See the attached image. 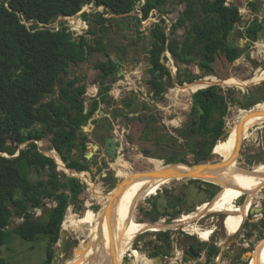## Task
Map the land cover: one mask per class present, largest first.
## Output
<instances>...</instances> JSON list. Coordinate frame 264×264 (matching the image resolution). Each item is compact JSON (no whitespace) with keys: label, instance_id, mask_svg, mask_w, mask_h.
<instances>
[{"label":"trees","instance_id":"obj_1","mask_svg":"<svg viewBox=\"0 0 264 264\" xmlns=\"http://www.w3.org/2000/svg\"><path fill=\"white\" fill-rule=\"evenodd\" d=\"M138 0H0V247L12 240V234L26 241L48 239L50 244L58 241L62 223L68 207L78 200L84 190V184L76 176L61 174L58 161L44 154L37 141L50 134L54 149L60 154L67 168L75 171L89 170V164L72 156L76 150L84 151L88 136L84 127L90 120L97 124L95 113L101 104L108 103L110 81L120 71V64L110 56L108 44L98 34L105 33V27L113 28L116 18H107L98 13L95 23L88 34L73 39L65 27L53 30L40 27L39 23H52L59 16L78 13L82 7L93 2L104 6L106 10L130 14ZM175 0H145L141 7L144 16L152 11H166L167 5ZM187 9L182 12L171 29L166 32L165 20L155 24L151 30V48L149 49L148 85L155 97H161L167 87V77L171 75L164 64L169 51L176 62H196L203 74H212L219 55L228 62H234L242 53L239 46H229L228 34L236 23L242 20L240 9L227 4V0H187ZM256 7V4H253ZM137 21L140 18L136 17ZM147 19V18H144ZM27 23H30L28 25ZM108 24V25H107ZM185 28L183 40L174 37L176 30ZM262 23L255 18L246 27L247 37L256 40ZM104 52L106 60L94 63L100 79L97 97L92 99L90 108L86 104V83L78 75L69 77L72 64L82 63L94 53ZM66 74L62 84V76ZM185 81L190 82L188 78ZM112 82V81H111ZM59 84L58 91L55 84ZM182 85L183 81H179ZM215 93V87H210ZM202 90L194 96L200 99L205 113L197 128L207 133L213 127L208 123L213 106H207ZM215 99V97L213 98ZM211 100V99H210ZM131 110L132 104L124 101ZM211 109V110H210ZM130 110V111H131ZM198 114L199 110L196 109ZM222 116L225 114L223 110ZM264 127V124H262ZM224 132V122L220 119L213 129V143ZM27 145L19 150L9 140ZM214 144H208L205 154L196 159H207ZM7 155H4V154ZM16 155V156H14ZM166 163H186L185 157L166 155ZM58 160V159H57ZM44 173L46 178L33 181L30 170ZM47 200L54 205L47 209L45 220L34 217L33 210L44 208ZM154 211H157L155 203ZM145 214H150L146 212ZM22 219L10 229L13 218ZM157 218L152 219L156 221ZM162 244H155L151 255H165L171 247V237L166 231L158 232ZM205 264H211L219 252L215 244L207 248ZM54 257L53 250H47L49 263ZM0 264H15L0 258Z\"/></svg>","mask_w":264,"mask_h":264},{"label":"rangeland","instance_id":"obj_2","mask_svg":"<svg viewBox=\"0 0 264 264\" xmlns=\"http://www.w3.org/2000/svg\"><path fill=\"white\" fill-rule=\"evenodd\" d=\"M195 1L196 0H194V2ZM196 3L197 8L201 7L200 3L197 1ZM227 4L238 6L242 15V20L247 21L248 25L251 24L255 18L261 20L264 17V0H227ZM253 4H256V7H254ZM187 5V0L171 1L167 5L166 11L164 13L154 10L148 17L143 15L141 8L137 5L130 13L132 17L128 19H123V14L115 13L112 10H106L103 7H99V10L97 9L96 11L92 10L87 14V19L89 20L90 25L95 23L97 14L101 12L105 15L104 17L117 19V22L114 23L113 28L107 26V28L105 27V33L99 32L98 34H100V36L105 39L107 44H109V41L119 40L121 46L124 47L123 54L128 57V61L120 66V74L115 75L114 80H109L111 87L109 90L108 106L106 107L103 105L104 114H100L98 110L93 116L94 118L102 120L103 118L110 119L113 110L117 113L118 116L114 121H112V127L114 131L110 132L109 134V136L115 137L119 144L117 158L115 160L107 158L104 156L105 152L103 150H98L95 152L91 159L90 157L86 156L89 151L93 150L92 146L89 145V142L100 143L97 130H100L101 132L103 130V124L98 125L93 123L91 120L87 125V130L84 129V133L88 136L86 149L84 151L76 150L72 153L73 157L88 163L89 170L75 171L67 168L66 163L62 160L60 154L56 149H54L51 142L52 136L50 134L46 135L41 140H38L37 144L44 154L50 157H59V160H56L58 161V170L61 174H66L68 176H72V174H74L80 180V182L84 184L83 192L80 194L77 201L70 204L64 217L65 220L67 215H75L77 217V222L68 230L63 228L62 223L61 229L67 232V236L60 234L58 241L51 244L48 239L43 238L38 241H26L20 238L18 235L12 234L11 242L0 247V258L15 264H42L47 259V250L50 247L54 252V256L59 255L57 257L56 264L76 263L72 261L75 256V250L79 245V239H85L89 235V231L95 226V222L81 223L82 219L85 218L84 216L88 214L89 210H91V213L94 215H97L102 208V203L100 202V199L97 198L94 188H99V190H102L103 193H105L102 195L103 199L106 197V194H113L118 189L120 181L122 179H126L129 176L130 169L142 171L145 170L146 167H153V163L149 162V160L152 158L162 161L163 164H172L166 163L165 159L163 158L164 156L170 154V150L166 151L160 149L153 154L145 155L137 149L139 144L138 141L130 143L134 144L133 148L127 146V139L123 136V132L125 130L123 127L125 115L118 111L117 105L121 102V100L128 98L130 94H133L131 102L133 110L131 111L138 112L145 109L146 112L143 111L142 115H145L147 112L156 113L163 131L170 133H175V130L184 124L186 115L190 110L193 95L203 87H207L209 85L216 86L219 92L225 93L227 100L237 101L238 103L240 102L238 106L235 105L234 109L228 112V114L225 116V124L227 125V129H229L230 124L234 122L239 113L245 112L246 110L254 107L253 105L256 106L258 103L264 101V77L256 80L251 85L241 88L236 85L227 86L220 82L231 77L240 78L244 81H247L256 75H260L264 71V40H252L248 38L245 31L246 28H244L241 32L242 35L240 39L245 40V42L243 46H240L242 53L239 58L234 62H228L224 56L219 55L216 63L214 64L215 71L212 74H203L194 61L176 62L171 54L167 53L166 51L165 54L168 58L165 60L163 59V62L169 68L172 79L170 82L167 81L168 84L166 90L161 97H155L153 95V92L148 85V80L151 77L149 72L150 64L148 53L149 49L151 48V30L155 27V24L160 22L161 18H163L165 20V30L169 33L172 24L175 23L179 15L187 9ZM136 17L140 18V20L137 21ZM144 18H148L149 20L145 21ZM27 24L30 25V23ZM184 36V27L178 28L174 34V37L180 41L183 40ZM88 37H93V35L88 34ZM240 39L237 40L238 43L240 42ZM135 49H137L139 52L137 56L134 54ZM108 51L110 56L116 61H121L116 53H114L112 48L108 47ZM106 59L107 56L104 54V52H97L82 63L72 64L69 70L72 74H78V76H80L81 79L85 81V83H92L93 80L98 82L100 81L98 77V71L93 68V65L97 61ZM188 78L191 79L190 82L185 81ZM179 81H183V84L181 85ZM199 81L207 84L198 88V90L195 92H191L190 89H188L186 93L182 92L177 94V87H182L186 84L193 85ZM58 89L59 84L56 83L55 90L58 91ZM143 99L146 100V103L143 107H133L134 104H136L138 101H142ZM148 102L151 104V106L147 105ZM103 115L106 116L104 117ZM251 131L255 132L254 139L250 137ZM246 133V138H241V140H236L235 142L237 155L242 147L241 156L238 158L237 162V166H239V168L242 170L253 169L264 162V127L260 125L254 128H248ZM104 138H106V136ZM8 144H11L16 149L18 148L16 152L17 154L20 149L27 145V142L19 144L16 139L9 140ZM215 145L216 144H214L212 148V152ZM184 149L186 153H183V155H185V158L189 162H192V156L188 155L186 147H184ZM217 150L222 157H217L215 155L212 157L209 156L210 158L200 162L216 161L219 158H223L222 154L224 153V142L222 146L217 147ZM242 154H247V159L252 160L253 164L250 166L246 165L244 163ZM61 161L63 166L60 164ZM127 163L130 165V167H127ZM122 167H124V170L122 169V172H120ZM82 172H85L86 174ZM30 177L33 181L46 178L44 173H38L35 169L30 170ZM190 181H192V179H175L170 184L161 187L157 193L147 196L144 198V200L138 203L134 212L135 220L142 225L159 224L161 227L157 228V230H147L137 234L132 246H130L127 254L123 257L122 264H142L140 262L141 258H145L146 261H149V258H153L151 255L153 246L155 244H162V240L158 236V232L160 231H167L170 234V237L175 236V238H177V245L174 244L169 249V252H174L175 246L177 247L178 251L181 250L182 245H184V239L188 236L195 235L194 232H188L185 229V226L195 225L202 230H211L214 228L212 226H208L210 223L209 221L213 218V216L222 212L207 211L206 213L204 212L205 215L201 216L200 218L198 217L193 219L191 223L184 222L182 224H177V222L184 216L198 212V209L202 206V204L196 210L182 211L180 214L174 216L173 219H169L167 216H162L159 220L151 221L146 216L145 213L149 212L150 209L153 208V204L155 203L158 193H169L171 191L180 189H182L180 192H184L186 190L187 183ZM216 192L217 193L214 194L212 200L207 199L205 201L206 204L203 203L204 206L213 203L215 199L218 198L220 191ZM240 200L241 197L237 199V201ZM246 201L247 199L241 204H235L238 206H244ZM261 203L264 204V187L259 190L258 195L255 197V200L253 201V207H257V205L261 206ZM53 205L54 202L50 201L46 206H44V208L34 209L32 211L34 217L45 220L47 209ZM259 211L260 210L254 209L253 213H258ZM258 216L259 215H255L251 217V220L255 221ZM165 219H167V221ZM20 222H22L21 218H13L12 223L10 224V229L18 225ZM217 227L218 228L215 230V233L211 234V238H209L208 241L202 240L197 235H195L197 236V239L201 241V249H203L201 252H205L209 245H212L215 242L222 244L225 248V246L232 243V241L236 238V242H239L240 239H243L242 248L245 250L244 256L248 257L255 249V245L264 239V230L260 229L259 227H254L248 223L245 224L244 228L241 227V229L234 235L228 234L225 225L222 228L220 226ZM63 239H66V241L62 251L59 252ZM187 247L190 246L188 245ZM195 247L197 248V245H195ZM186 250L188 251L187 248ZM206 257L205 261L204 259H202L203 261H199V259L202 258L201 256L187 258L193 259L197 262V264H201L202 262H206ZM253 259L254 255H252L251 262H249V264L253 263ZM165 262L166 260L163 258L162 264ZM212 263L215 264V260H213Z\"/></svg>","mask_w":264,"mask_h":264},{"label":"bare ground","instance_id":"obj_3","mask_svg":"<svg viewBox=\"0 0 264 264\" xmlns=\"http://www.w3.org/2000/svg\"><path fill=\"white\" fill-rule=\"evenodd\" d=\"M144 20L148 21L149 19ZM262 77H264V71L247 81L231 77L220 82L227 86L236 85L241 88L251 85ZM206 84L201 81L193 85L186 84L185 86L177 87L176 92L177 94L186 93L188 89L191 92H195ZM261 124H264V101L256 106L254 105V107L245 112L239 113L234 122L230 124L228 135L216 143L213 150L215 156L222 157L218 153L217 147L222 146L224 142V153L221 159L228 160L234 157L229 165L220 170L213 168L210 164H199L186 169L185 175L195 176L197 179L222 186L223 189L213 203L205 206L203 204L198 209V212L184 216L177 224L191 223L193 219L200 218L207 211L224 212L227 213L224 225L228 234L234 235L241 229L251 202L255 200L259 190L264 187V162L253 169H240L236 162L238 155L235 142L247 137L246 131L248 128H254ZM252 135L255 137V132L251 131V138ZM54 158L59 160L57 156ZM149 162L153 163V167H146L142 171L130 169L129 176L123 183L119 184L118 189L113 194H106L103 199L102 195L105 193L99 188H94L97 198L102 203V208L97 215H94L89 210L88 214L86 213L87 215L84 216L85 218L82 219L81 223L95 222V226L89 231V235L85 239H79V245L75 250V256L72 261L76 262L74 264H122L123 257L127 254L130 246H132L137 234L147 230H157V228L161 227L159 224H139L134 218V212L140 201L151 194L157 193L161 187L175 180L165 177L163 174L170 172V175L175 174V172L182 169V166L173 163L163 164L162 161L153 158ZM60 164L63 166L62 161ZM127 167H130L128 163ZM122 169L124 170V167L120 169V172H122ZM82 173L86 174L85 172ZM245 193L248 195L245 205H236L237 199ZM76 222L77 217L75 215H67L63 222V228L68 230ZM185 229L190 233L194 232L202 240L208 241L211 238L212 230H202L195 225L185 226ZM252 254L254 255L252 264H264V239L255 245ZM140 262L146 264L147 261L145 258H141ZM153 262L154 260H150L147 264H153Z\"/></svg>","mask_w":264,"mask_h":264},{"label":"flooded vegetation","instance_id":"obj_4","mask_svg":"<svg viewBox=\"0 0 264 264\" xmlns=\"http://www.w3.org/2000/svg\"><path fill=\"white\" fill-rule=\"evenodd\" d=\"M259 22L262 23L263 25L264 17L261 20H259ZM108 47L112 48L114 50V53H116V55L121 59L120 65L128 61V57L125 54H123L124 47L121 46L119 40L109 41ZM134 54L135 56L139 54L137 49L134 50ZM207 87H208V90L204 93L202 92L201 94L203 98H205L207 106H213L212 110L210 109L211 115L209 116L208 123H207L208 125L209 123L210 124L212 123L211 125L213 127H210L211 130L207 133V135L205 133V130L202 133L197 128V124H201L202 119H201V122H199L200 111L198 114H196L195 110L196 109L199 110V107H201V105H200V99L194 95L191 100L190 110L185 118L186 120L180 128H177L175 130V133L163 131L162 126L159 123V118L157 117L156 113L147 112L145 115H142L143 111L146 112L145 109L140 110L138 112L130 111L131 109L129 107H126L125 105L126 103L124 101L132 102L133 94H130L128 98L121 100V102L117 105V107H118V111H120L122 114L125 115L124 122H123V127L125 130L123 132V136L127 139L126 140L128 143L127 146L133 148L134 144H130V143H134L135 141H138L139 144L137 146V149L142 153L143 151H148L149 154H153L154 152L160 149H163L166 151L170 150L171 152L169 155H177L180 157H183V156L185 157L183 153H186L184 149V147H186V151L188 155H191L193 158L192 162L196 163V159L205 154L204 149H207L206 147L208 146V144H216L218 140L226 137L224 135L226 132H228V129L226 128L227 126L225 125V120H226L225 116L228 114V112L234 109L235 105L238 106L240 104V102L238 103L237 101L227 100L225 97V93L219 92L216 86H214L215 93L211 91L210 89V87H213V85L211 86L209 85ZM214 97L215 99H213ZM145 103H146V100L143 99L142 101H138L136 104H134L133 107H139V106L143 107ZM147 105L151 106L149 102ZM223 110L225 111V114L222 116L221 112ZM103 116L105 117L106 115H103ZM117 116L118 115L116 113L115 119ZM220 119H222V121L224 122V132L222 136L213 143V140H212L214 136L213 129L215 127V124L219 122ZM112 121L114 120H112L111 118L110 119L103 118L102 120L98 119L97 124L98 125L103 124V130L102 132L100 130H97V133L99 134L98 139L101 143L99 150H103L105 152L104 156H106L107 158H111L115 160L108 154L107 149L105 148L103 144V140H105L104 137L106 136L107 138L110 132L114 131L112 127ZM143 138L146 139V142L143 141ZM117 145L119 147V144ZM209 156L211 157L214 156L212 153V149L210 150L208 158H210ZM243 158H244V163L246 165L250 166V164H253V161L250 159H247V156ZM203 160H206V159L199 160L198 162L203 161ZM216 161H219V160H216ZM187 162L189 161L187 160ZM191 182L195 183V187L197 188V190L193 197L192 204H189L188 197L189 195H191V192L189 190ZM222 189H223L222 186L216 185L211 182L203 181L200 179L192 180L187 183L186 190L184 192H180L182 191V189L171 191L169 193L164 192V197L167 199V206H162L163 211H161L159 209V206L157 205V200H158L157 198L159 197L161 192L158 193L156 196V200H155L157 211H154V209L152 208L148 212L150 214H146V216L151 221L154 218H157L156 220H159L162 216H167L169 219H173L174 216H176L177 214H180L182 211L196 210L201 204L203 206V203L196 202V200L202 195L201 193L202 191L205 192L206 200L207 199L212 200V198L214 197V194L217 193L216 191H220L219 192L220 194L222 192ZM246 195L247 193L243 194V196L241 197V200L237 201L236 204H241L246 199H248L247 197L248 195L247 196ZM260 205L261 206L257 205V207L260 208V211L258 213H250V209L253 207V202H251L249 209H248L249 212L247 213V216L242 225V228H244L245 224L248 223L254 227H259L260 229L264 230V204L261 203ZM201 207H199V209ZM226 215L227 213H224V212L219 213L218 215L213 216V218L209 221L210 223L208 226L214 227L213 229H211L212 234L215 233V230L218 228L217 226H220L221 228L224 227V220H225ZM255 215H259V216L257 217L255 221L251 220V217ZM167 219L165 220L167 221ZM214 244L219 247V252L213 258V260H215V264H249V262H251L249 258L244 256L245 250H243L242 248L243 239H240L239 242H236V238H235L232 241V243L225 246V248L223 247L222 244L218 242H215ZM207 251L208 250L206 249L205 256H207ZM185 252L187 253L188 251L185 249ZM253 252L254 250L251 252L250 256L253 255L252 254ZM46 264H51V261Z\"/></svg>","mask_w":264,"mask_h":264},{"label":"water","instance_id":"obj_5","mask_svg":"<svg viewBox=\"0 0 264 264\" xmlns=\"http://www.w3.org/2000/svg\"><path fill=\"white\" fill-rule=\"evenodd\" d=\"M247 26H248V23L245 20H241L239 23H236L234 25V27L232 28V30L228 34L229 46H231V47L232 46H235V45H237L239 47L240 46H243L245 40L240 39L241 38V35H242L241 32ZM235 38H236V40H235ZM238 39H240V42L239 43L237 42ZM257 39L264 40V23L262 25V28L257 33ZM167 53H169V51H167ZM118 63L121 64L120 61H118ZM118 74H120V73H118ZM66 76H67L66 74H64L62 76V78L59 81V84H62V82L64 81V79H65ZM171 79H172V77L169 76L167 81L170 82ZM201 90L204 93V92H206L208 90V87L201 88ZM106 106H108V105L106 104ZM199 111H200V114H199V122H201V115L204 113V109L202 107H199ZM103 113H104V111L102 110V113L101 114H103ZM115 116H116V112L113 110L112 113H111V117L110 118L112 120H115ZM84 129L87 130V126H85ZM227 135H228V132H226L224 136H227ZM252 139H254V136L253 135H252ZM143 141L146 142V139L143 138ZM103 144H104L105 148L107 149L108 154L112 158L116 159L117 158V150H118V145H117L118 142H117L116 138L113 137V136H108L107 138H105V140H103ZM89 145L92 146V149L93 150L92 151H89L86 154V156L87 157H90V159H91L93 157L94 153L99 150L100 143L89 142ZM242 146H243V144H242ZM241 149H242V147H241ZM241 149H240V151L238 153V156L236 157V162H238V158L241 156ZM212 153H213V155H215L214 152H212ZM18 154H19V152L16 155H18ZM143 154L148 155L149 152L148 151H143ZM16 155H14V156H16ZM246 156H247V154H242V157H246ZM233 158H229L228 160H224V159L219 158L218 159L219 161H205V162H197V163H193V162L173 163V164H180L182 166V169L178 170L177 172H175V174H172V175H170L171 172L170 173H165L163 175H165V177L167 176V177H170L172 179H179V178L183 179V178H185V179L196 180L197 178H195V176H187V175H185L186 169L192 168V167L197 166L199 164H210L213 168H215L217 170H220V169L226 167L227 165H229V163H231V160H233ZM55 161L57 162L56 159H55ZM250 165H252V164H250ZM72 176H75V175L72 174ZM181 176H183V177H181ZM125 180L126 179H122L120 181V183H123ZM189 190L191 192V195H189V197H188V203L189 204H192L193 197H194L195 192L197 190V188L195 187V183L194 182H191L190 183ZM201 193H202V195L196 200V202H198V203H205V200H206L205 192L202 191ZM157 199H158L157 200V205L159 206V209L161 211H163L162 210V206H167V199L164 197V193H161ZM254 209L260 210V208H258V207H252L250 209V212L253 213ZM60 234H63L64 236H67V232H65L62 229L60 231ZM65 241H66V239H63L62 240L61 249H60L59 252L62 251V248H63V246L65 244ZM55 242H57L56 239H55ZM183 244L185 245L184 246L185 249L186 248L188 249V253H186V256L187 257L192 258V257H199V256H201V250H202L201 249V241L197 239V236H195V235L188 236L187 238L184 239ZM188 245L190 247H187ZM194 245H197V248L194 247ZM58 256L59 255H56V256H54L52 258L51 264H56V261H57V257ZM247 258H249L251 260V256H248ZM162 263H163V255H159V256H156L154 258L153 264H162Z\"/></svg>","mask_w":264,"mask_h":264},{"label":"built area","instance_id":"obj_6","mask_svg":"<svg viewBox=\"0 0 264 264\" xmlns=\"http://www.w3.org/2000/svg\"><path fill=\"white\" fill-rule=\"evenodd\" d=\"M144 3H145V0H138L136 3V6L138 5L141 8L144 5ZM99 7L104 8V6H97L93 2H91V3L84 5L82 7V9L78 13H76L75 15L59 16L52 23H48V24L39 23V25L42 28L48 27V28H51L53 30H59L60 28L65 27L67 29V31L71 33L73 39H79L81 36H88V31H89L91 25L89 23V20L87 19V14L92 10L96 11ZM101 14H103V13L101 12ZM103 16H105V15L103 14ZM46 202H47L46 204H48V202H50V201L47 200ZM174 244L177 245V238H175V236H171V246ZM184 253H185L184 245H182V248L179 251H178L177 247L175 246L174 252L166 253L165 255H163V258L169 264H197V262L194 261L193 259L186 258L184 256ZM201 253H203L204 256H201L202 258L199 259V261H201L203 258L205 260V257H206L205 252H201ZM149 259L153 261L154 257L149 258Z\"/></svg>","mask_w":264,"mask_h":264},{"label":"crops","instance_id":"obj_7","mask_svg":"<svg viewBox=\"0 0 264 264\" xmlns=\"http://www.w3.org/2000/svg\"><path fill=\"white\" fill-rule=\"evenodd\" d=\"M99 73V72H98ZM73 75H76L75 73H70L69 74V77H72ZM78 75V74H77ZM99 89H100V81H96V80H93L92 83H86V104H87V107L90 108V104L92 102V99L97 97L98 93H99ZM93 90V91H92ZM108 105V103H106ZM106 104H101L100 105V109H99V113L101 114L102 113V110L104 109L103 108V105L106 106ZM107 107V106H106ZM104 114V113H103ZM97 119V118H96ZM184 256L187 258L186 256V252L184 253ZM201 256H204L203 253H201ZM155 258V257H154ZM204 259V258H203ZM203 261V260H202ZM205 261V260H204ZM165 263H168V262H165ZM164 263V264H165ZM201 264H205V263H201Z\"/></svg>","mask_w":264,"mask_h":264}]
</instances>
